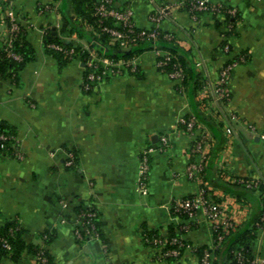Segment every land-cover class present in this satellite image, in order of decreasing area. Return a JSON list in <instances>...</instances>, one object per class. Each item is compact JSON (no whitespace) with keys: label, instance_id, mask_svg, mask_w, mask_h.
<instances>
[{"label":"crops","instance_id":"1","mask_svg":"<svg viewBox=\"0 0 264 264\" xmlns=\"http://www.w3.org/2000/svg\"><path fill=\"white\" fill-rule=\"evenodd\" d=\"M95 1V0H93ZM181 0H114L128 7L137 28L170 32L182 49L191 79L181 91L156 65V49L135 56L136 72L104 78L93 90L83 88L84 66L79 55L59 66L45 51L46 28L59 30L72 47L88 48L90 30L76 0H0L13 11L17 26L34 50V59L19 71L18 82L0 76V121L16 130L22 158L0 156V225L16 218L25 243L45 249L52 264H200L193 248L210 246L209 222L199 214L195 227L183 233L188 247L168 260L145 244L143 229L161 235L187 220L171 213L175 198L195 194L202 186L188 179L192 135L181 118H193L195 132L205 134L206 154L214 151L208 176L210 195L220 202L235 225L260 215L264 192V0H230L236 15L229 38L232 55L243 61L233 67L230 100L215 98L214 83L227 61L222 53V17H193ZM169 6L156 24L150 15ZM5 8V9H6ZM7 24L0 21V42ZM92 34V33H91ZM93 35V34H92ZM128 48H121L126 51ZM133 72V73H132ZM255 127L251 130L248 126ZM165 139V143L162 139ZM151 147L148 191L137 190L139 154ZM74 160L67 165V153ZM211 178L213 181L211 182ZM257 180L259 188L233 185ZM233 183V184H232ZM93 206L100 221L99 237L74 235L77 206ZM53 235L45 243L42 234ZM253 257L264 258V226L251 243ZM40 264L24 252L17 262Z\"/></svg>","mask_w":264,"mask_h":264},{"label":"trees","instance_id":"2","mask_svg":"<svg viewBox=\"0 0 264 264\" xmlns=\"http://www.w3.org/2000/svg\"><path fill=\"white\" fill-rule=\"evenodd\" d=\"M184 1L188 5V3L192 0ZM76 2L78 4H85L84 10L81 11V17L83 20H85L89 27L98 30L99 34L92 35L89 33L87 37V49H82L79 47L73 48L71 42L63 40L60 37V33L64 32L65 30H71L68 28L69 20L67 18L64 19L63 25L59 30L54 28H46L43 33V44L45 51L55 58L60 67L71 58L79 55L84 66L83 77L87 81V73L93 72L94 74L98 75L104 69V65L100 61L92 60L93 65L86 66V61L93 59L92 54H94L97 58H108L112 62H120L130 61L134 59L140 51L154 48L164 53L161 57H157V59H161L166 55L170 56L171 58L165 66L158 69L165 73L167 70L172 69L174 64H176V66L182 70L183 78L179 84H176L175 89L177 91H181L186 87L187 83L191 79V73L186 66L182 49L177 45L176 39L170 32L163 31L159 28H135L134 32L129 34V49L126 51H120L122 47L119 41H114L111 43L110 35L99 30V26L101 25L111 26L112 20L111 18L100 19L98 16L93 14L96 0H76ZM187 5L184 7V9L188 11L189 7ZM232 18L233 17L226 15L221 22L216 21V24L217 26L223 22L234 24ZM142 31L145 32L144 35L140 34ZM150 32H155L156 37H149L148 33ZM10 36L12 37V45L9 49L5 50L2 46V42H0V76H7L10 77L13 82H18L19 71L25 66L27 62L34 59V50L29 42L25 39L23 30L20 26H17ZM51 44L58 45L59 48L51 47ZM9 50L17 53L20 56V59L17 60L8 56ZM126 70L130 71L129 68ZM136 70L137 69H135L134 72H136ZM114 72L116 74L108 75L105 78L121 74L122 71L118 72V70L115 68ZM0 134L5 136V139H0V156L17 158L19 144L17 141L15 128L4 121H0ZM214 157V151H211L205 155L202 168L200 170L202 177H209L208 172H210L211 163ZM210 181L212 182L213 179L211 178ZM247 181L248 180H244L243 183L233 182L234 184H232L240 186L243 189H249L245 187V182ZM258 188L262 190L261 184H259ZM204 194H209V197L215 200L210 195L207 187H204ZM192 196L193 195L187 197L190 198ZM76 209L79 212H93V216L90 218H83V222L86 225L92 223L94 227L99 230L100 221L98 219V213L93 206L81 204L78 205ZM262 211L263 208L261 209L258 218L241 225H235L233 223L232 227H229L226 232H221L223 235L222 240L211 249L213 254L212 264H248V261L253 258L250 249L251 243L255 238L257 231L264 226V221L260 219ZM171 213L177 217L187 219L186 214L183 212H173L171 210ZM195 224V222L188 221L182 224L180 223L172 225L169 227L168 233L166 235H161L155 229H143V240L145 244L150 246H152L151 242H153L155 239L165 240L164 249L175 248L178 250L179 254L177 256H167L164 259L175 260L181 257L183 251L188 247V244L183 239V245H180L179 243H172L171 239L174 237H180V235H183V233L195 227ZM184 226L186 227L185 229L183 228ZM23 233L24 228L16 218L6 219L0 225V262L5 257L17 262L21 259L24 252H30L34 254L38 260L45 258L47 264H52V258L45 249L35 244L25 243L22 238ZM213 237L215 238V232L213 233ZM42 239L45 243H48L53 239V235L44 233L42 234ZM5 244L8 245V247L5 246ZM208 249L209 246H203L193 248V251L199 260H201L204 251ZM40 264L42 263L40 262Z\"/></svg>","mask_w":264,"mask_h":264},{"label":"built area","instance_id":"3","mask_svg":"<svg viewBox=\"0 0 264 264\" xmlns=\"http://www.w3.org/2000/svg\"><path fill=\"white\" fill-rule=\"evenodd\" d=\"M230 0H192L186 4L184 0H181L177 3H174L170 7L183 6L186 5L189 7L188 12L193 16H197L201 13H207L214 17L224 18L226 15L234 17L236 15V9L229 4ZM169 6L161 7L157 12L150 15V20L154 23H158L163 16L167 13ZM4 7L3 11H0V21L7 24V29L2 40L3 48L9 49L12 45V37L10 34L17 28V18L14 15L13 11L9 8ZM1 10V9H0ZM95 16H98L100 19L111 18L112 25L99 26L100 31L108 33L111 37V43L114 41H119L121 47L128 48L130 46L129 34L134 32V29L137 28L134 25L132 20L131 10L128 7L117 8L114 6V0H96L94 12ZM122 28V29H121ZM156 28V27H155ZM90 32L93 35H98V30H95L91 27H88ZM221 35L225 43L222 45V53L227 58V61L219 68L217 80L214 83V92L215 98L221 103H227L230 100L229 93V81L231 78L232 69L236 66L237 63L244 60L242 54L232 55V47L229 43V38L233 36L235 30L234 24L229 22H223L221 24ZM140 34L144 35L145 32L142 31ZM149 37L155 38L156 33H148ZM51 47L59 48L58 45L51 44ZM157 57H161L164 53L156 49ZM8 56L14 59H20V56L13 51H8ZM93 59L86 61V66H92L93 61H100L104 65V69L98 75L93 72H89L86 75L87 81L84 79L83 88L86 90H93L96 88L98 82L102 81L108 75L116 74L114 72L115 68L120 71H125L127 68L130 71L136 69L135 58L130 61H120L112 62L108 58H97L92 54ZM170 56L166 55L163 58L156 60V65L158 68L165 66L169 60ZM93 60V61H92ZM121 72V73H122ZM167 76L176 82L180 83L183 78V73L176 64L173 68L165 72ZM182 124L185 126V130L192 135L193 141L192 145L189 148V155L192 156L191 162L187 165L186 176L188 179L197 181L202 186L198 191L193 194L192 197H180L175 198L171 205V210L173 212H183L187 216V222H197L199 214H202L210 224L212 236L215 232V238L209 246L208 250L204 251V254L200 260V264H212L213 254L211 249L222 240V233L226 232L229 227H232L233 222L230 219L229 215L226 212L225 207L218 201L213 200L208 195L204 194V187H206V182L203 180L200 170L206 155V141L207 136L202 133L195 132L196 125L193 118L184 119L181 118ZM251 130H254L255 127L252 125L248 126ZM259 138L264 142V130L259 133ZM0 139H5V136L0 134ZM165 143V139H162ZM153 151L151 147L143 149L139 154V163H138V180H137V190L141 194H145L148 191V175L150 171V156L149 154ZM17 158L21 159L22 154L20 151L17 153ZM74 160V155L72 152L67 153V165H72ZM244 180L238 181L243 183ZM259 181L257 180H248L245 182V187L249 189L258 188ZM262 205L263 211L261 213L260 219L264 221V192L262 193ZM93 216L91 211H82L78 214L76 220V226L74 230V235L78 240H82L84 236H91L93 238L99 237V230H97L92 223L85 224L83 218H90ZM186 228L185 226L183 227ZM182 235L180 237H174L171 239L172 243H182ZM152 246L158 250V256L160 258H165L167 256H177L179 254L178 250L175 248L164 249L165 240L155 239L151 242ZM8 247V245L5 244ZM39 262L42 264H47L45 258L39 259ZM248 264H264V258L253 257L248 261Z\"/></svg>","mask_w":264,"mask_h":264},{"label":"rangeland","instance_id":"4","mask_svg":"<svg viewBox=\"0 0 264 264\" xmlns=\"http://www.w3.org/2000/svg\"><path fill=\"white\" fill-rule=\"evenodd\" d=\"M230 217V216H229ZM231 219V218H230ZM232 220V219H231Z\"/></svg>","mask_w":264,"mask_h":264}]
</instances>
